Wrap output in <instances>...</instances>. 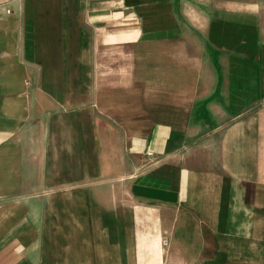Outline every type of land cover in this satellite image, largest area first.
Wrapping results in <instances>:
<instances>
[{"label":"crops","instance_id":"1","mask_svg":"<svg viewBox=\"0 0 264 264\" xmlns=\"http://www.w3.org/2000/svg\"><path fill=\"white\" fill-rule=\"evenodd\" d=\"M0 264H264V0H0Z\"/></svg>","mask_w":264,"mask_h":264},{"label":"rangeland","instance_id":"2","mask_svg":"<svg viewBox=\"0 0 264 264\" xmlns=\"http://www.w3.org/2000/svg\"><path fill=\"white\" fill-rule=\"evenodd\" d=\"M113 134H110L109 136H108V138H111V136H112ZM209 135L210 134H208V137H207V141L209 142V140H210V138H209ZM200 136V135H199ZM193 143H194V140H193ZM118 150H116V149H108V153H110V154H108V157H110V155H111V158L114 160V155H116V153H118L117 152ZM149 154V153H148ZM149 156V155H148ZM150 157V156H149ZM116 164V162H114V164L113 165H115Z\"/></svg>","mask_w":264,"mask_h":264},{"label":"built area","instance_id":"3","mask_svg":"<svg viewBox=\"0 0 264 264\" xmlns=\"http://www.w3.org/2000/svg\"><path fill=\"white\" fill-rule=\"evenodd\" d=\"M148 155L151 157V156H153V153H149Z\"/></svg>","mask_w":264,"mask_h":264}]
</instances>
